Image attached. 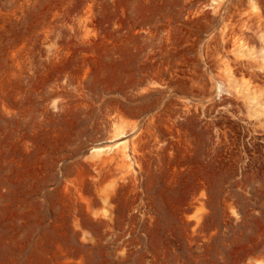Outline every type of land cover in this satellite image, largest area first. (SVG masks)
<instances>
[{
    "label": "rangeland",
    "instance_id": "374dc122",
    "mask_svg": "<svg viewBox=\"0 0 264 264\" xmlns=\"http://www.w3.org/2000/svg\"><path fill=\"white\" fill-rule=\"evenodd\" d=\"M0 264H264V0H0Z\"/></svg>",
    "mask_w": 264,
    "mask_h": 264
},
{
    "label": "bare ground",
    "instance_id": "6f19581e",
    "mask_svg": "<svg viewBox=\"0 0 264 264\" xmlns=\"http://www.w3.org/2000/svg\"><path fill=\"white\" fill-rule=\"evenodd\" d=\"M123 134H124L123 130H121V129L115 127V128L112 129V134H111V136H112V138H117V137H119V136H121V135H123ZM126 148H127V145H126V144H123V145H121V146L119 147V153H120L121 156H125V157L127 156ZM96 149H99V151H101V148H96ZM97 154H98V153H97ZM127 157H128V156H127ZM107 158H111V156H106L105 159H107ZM123 158H124V157H123ZM123 158H122L123 163H126V162H124L125 160H124Z\"/></svg>",
    "mask_w": 264,
    "mask_h": 264
}]
</instances>
